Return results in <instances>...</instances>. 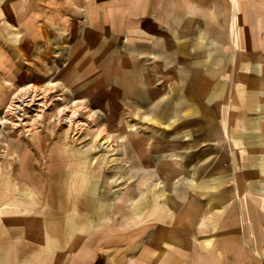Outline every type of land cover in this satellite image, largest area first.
Instances as JSON below:
<instances>
[{
	"label": "crops",
	"instance_id": "1",
	"mask_svg": "<svg viewBox=\"0 0 264 264\" xmlns=\"http://www.w3.org/2000/svg\"><path fill=\"white\" fill-rule=\"evenodd\" d=\"M51 83L113 145L0 133V264H264V0H0V113Z\"/></svg>",
	"mask_w": 264,
	"mask_h": 264
},
{
	"label": "rangeland",
	"instance_id": "2",
	"mask_svg": "<svg viewBox=\"0 0 264 264\" xmlns=\"http://www.w3.org/2000/svg\"><path fill=\"white\" fill-rule=\"evenodd\" d=\"M33 86H34L33 91L25 90V88L21 90L17 98L13 99V101H11V104L8 106L9 108L13 106L15 107L14 103H20V102L22 103L23 101H25L23 99H26V97H24L25 94L26 95L30 94V97L34 98L33 103L37 102V104L33 106H28V105L24 106L25 110L29 111L28 112L29 116L27 117V120H26L27 124H24V125L20 124L16 126V122L14 123L15 120L13 119L12 116H8L9 112H7V109H5L3 112L0 113V133L3 136H8L11 134L15 136L19 134H22V135L31 134L34 130L41 129L44 126H47L49 124L50 126H52L53 122H57L55 123V125L60 124L62 125L63 128H68L71 134L70 136L73 139H76L77 142L83 146L99 145L101 147L103 146L108 147V146L113 145V142L107 139L106 135L99 133L97 123H93L85 119V116H83V114L86 111V107L84 106L80 107L79 105H76L73 101H70L69 104L67 105H63V101H61V99L63 98V95L61 96V94L56 89V86H54V84L52 83L44 84L42 86H39V85H33ZM34 93H37V94L34 95ZM31 98L28 100L27 103H31V101L33 100V99L31 100ZM42 102H44L45 105H40V103ZM73 112H77L78 117L76 118L74 123H70L68 122L67 119L70 115L73 114ZM48 113L53 114L51 116L52 118L51 122L49 123L45 122V116ZM39 114H42V115L39 117ZM4 115L7 116V118L10 121L3 122L5 118ZM25 125H28L32 128V129L30 128V131H28L29 133H27L26 131V128L28 126L25 127ZM115 172H116L115 174H116V180H117L116 182H120L121 184L120 187H123L122 184H123L124 170H115Z\"/></svg>",
	"mask_w": 264,
	"mask_h": 264
},
{
	"label": "built area",
	"instance_id": "3",
	"mask_svg": "<svg viewBox=\"0 0 264 264\" xmlns=\"http://www.w3.org/2000/svg\"><path fill=\"white\" fill-rule=\"evenodd\" d=\"M34 86L33 85H29L27 88H25V90H29V91H33L34 89ZM35 94H37V93H34V95ZM26 95V94H25ZM33 95V96H34ZM17 98V97H16ZM30 99V98H29ZM28 99V100H29ZM31 99H33L32 101H31V103H27V104H24V106H26V105H28V106H33V105H35V104H37V102H34L33 103V101H34V98H31ZM28 100H27V102H28ZM15 101H17V100H15ZM14 101V102H15ZM14 104H20V103H14ZM17 107H11V108H7V112H9L8 113V116H12L13 117V119L15 120L14 121V123L16 122V126H18V125H20V124H22V125H24V124H27V122H26V120H27V117L29 116V111H26L25 110V108L24 109H21V110H15ZM26 111V112H25ZM7 114V113H6ZM13 114V115H12ZM20 114V115H19ZM5 116V115H4ZM20 117H22V119L21 120H19L18 118H20ZM6 121H10L8 118H7V116H5V118H4V120H3V122H6ZM34 123V122H33ZM26 126H28V125H25V127ZM30 126H28L27 128H26V131H27V133H29L28 131H30ZM32 129V128H31Z\"/></svg>",
	"mask_w": 264,
	"mask_h": 264
},
{
	"label": "bare ground",
	"instance_id": "4",
	"mask_svg": "<svg viewBox=\"0 0 264 264\" xmlns=\"http://www.w3.org/2000/svg\"><path fill=\"white\" fill-rule=\"evenodd\" d=\"M241 77V76H240ZM242 78V77H241ZM235 82V81H234ZM235 90V89H234ZM235 93H236V91H235ZM36 95V94H35ZM233 96V95H232ZM24 97H26V99H23V100H25V101H23L22 103L20 102V104H15V107H17L15 110L17 111V110H21V109H24V104H27V100L29 99V98H31L30 97V94H27V95H25ZM35 97V96H34ZM36 98H38V97H36ZM236 98V97H235ZM234 98V99H235ZM32 100V99H31ZM44 101V100H43ZM234 101V100H233ZM45 102V101H44ZM44 102H42V103H40V105H45V103ZM65 112V111H64ZM20 115V114H19ZM42 114H39V117L41 116ZM62 115V114H61ZM78 115V113L77 112H73V114L72 115H70L69 117H68V122H70V123H74L75 122V117ZM19 120H21L22 119V117H20V118H18ZM109 119V118H108ZM69 127V126H68ZM102 143H104V142H102Z\"/></svg>",
	"mask_w": 264,
	"mask_h": 264
}]
</instances>
